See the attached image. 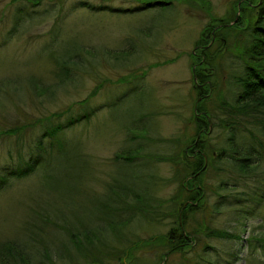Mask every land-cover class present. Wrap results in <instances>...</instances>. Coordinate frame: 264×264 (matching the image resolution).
Instances as JSON below:
<instances>
[{"label":"rangeland","instance_id":"rangeland-1","mask_svg":"<svg viewBox=\"0 0 264 264\" xmlns=\"http://www.w3.org/2000/svg\"><path fill=\"white\" fill-rule=\"evenodd\" d=\"M14 1L0 0V174L12 171L20 159L33 154L47 124L69 125L66 116L50 122L45 118L69 107L77 117L82 113L77 103L84 99H89L95 113L89 120L65 129L62 135L70 148H75L86 171L73 165L61 175L49 172L53 176L49 181L43 171L50 169L37 168L41 172L13 178L0 192V242L28 236L37 241L35 248L45 245L58 247L62 253L74 252L53 222L61 223L63 216H68L65 205L72 202L68 199V189H72L62 184L61 177L67 173L84 193L101 196L117 173L125 178L131 172L118 171L121 168L112 162L115 154L134 151L138 153L131 165L138 172L133 180L137 183L135 189L146 190L153 197V216L170 210L172 213L153 220L123 222L126 225L120 228L126 240L114 243L105 235L113 252H103L97 264H118L112 254L121 255L120 264H264V245L255 241L264 238V137L253 129L260 121L241 118L234 130V145L239 151L253 149L249 162L251 166L256 164V174L237 175L229 171L226 162L216 163L214 157L209 162L208 156L194 175L187 169L195 161L187 149L196 142L204 143L207 154L217 148L228 150L226 140L231 133L221 126L225 116L219 105L235 101L239 88L234 76L242 71L236 51L242 49L248 33L242 30L244 22L239 30L228 29L238 20L252 19L254 11L244 9L242 0H207L209 8L173 0L166 7L140 12H132L142 2L138 0H67L31 10L37 14L36 20L5 40L10 27L9 8L17 6ZM220 19L231 23L218 26ZM209 33L214 34V40L208 50L200 41ZM56 41H75L89 51L82 70H76L67 84L59 86V70L53 58V51H59L54 50ZM106 51L127 56L115 59L106 56ZM202 53L212 60L210 65H203ZM135 75L142 78L134 79ZM208 75L210 81L203 82ZM46 87L51 88L50 92L45 91ZM114 100L117 105L111 108ZM262 117L264 120V114ZM199 120L207 122L202 129ZM13 129L18 133L6 134ZM135 135L139 138L133 140ZM47 141L44 140L46 144ZM174 156L179 159L163 160ZM181 161L184 172L180 170ZM52 163L48 165L53 168ZM215 164L225 171L215 170ZM188 181L190 190L178 194V187ZM195 189L202 192L197 201L189 203L193 211L180 209L181 204L187 205L188 195H198ZM174 195L175 199L171 198ZM162 200L164 207L156 210ZM57 211L61 212L59 218H55ZM176 221L188 235L207 226L238 238H208L201 233L188 247L168 255L157 241L155 247L145 246L146 240H159L177 228ZM32 226L34 232L31 228L26 234L25 228ZM52 255L54 251L49 258L53 264L89 262L83 258L78 262L63 261L57 254Z\"/></svg>","mask_w":264,"mask_h":264},{"label":"trees","instance_id":"trees-1","mask_svg":"<svg viewBox=\"0 0 264 264\" xmlns=\"http://www.w3.org/2000/svg\"><path fill=\"white\" fill-rule=\"evenodd\" d=\"M64 1L67 0H15L14 2L17 3V6L13 7L12 9L11 7L9 8L10 27L8 28L5 40L17 35L26 25L36 20L35 18L37 14L35 15L34 11L31 10L38 9L39 7L45 5V3L59 4L63 3ZM138 1L142 2L136 9H133L132 12L163 8L170 5L173 0ZM177 1L186 2L188 4L193 3L196 5V7L209 8V2L207 0ZM258 1L256 3H253L251 0H242L241 4H243V8L254 11V15L252 16V19L248 18L246 19V21L238 20L236 24H232L233 27H230L228 29L229 31L233 29L239 30L241 29L239 28L240 25L244 22L246 27L242 30L243 32L248 31L247 36L243 38L245 41L243 43L242 49H238L236 51V55L240 58L242 64L241 73H239V75L237 76H234V82L239 88V91L236 93V96L234 97L235 101L232 105H227L226 101H222L221 105H219V110H221V113H223V115L226 117L220 120L221 126H223V128L227 129L231 133L226 140L228 150L217 148V151H212L210 154H207L204 143L196 142L195 144L189 146L187 152L188 154H190V157L195 158L194 163L187 167V169L191 170L190 174L194 175L201 170L204 162L206 161L205 156H208L209 162L210 160H213V157L216 159V163L217 161L226 162L228 164L227 166L230 169L229 171H232L237 175L250 176L256 174L254 173L257 168L256 164L252 163L255 164V166L250 165V162H252L250 157H252L253 155V149L248 148L243 153L239 151L238 147L234 145V130L239 127L238 124L241 118H255L260 122H255L254 125L256 126L253 129L258 130V136L260 135V137H264V120L262 117V115L264 114V0H260V3ZM251 4L252 6H250ZM81 7L85 9L90 8L89 5H81ZM103 10H105V8H103ZM228 20L229 19L218 20V22L221 23L218 26L222 27L223 25H225L222 23L226 22L231 23V21ZM221 31L226 30L222 29ZM209 34L210 35H207L206 38H202L200 41V44L203 43L205 45L203 47L207 48L208 50L210 44H213L214 40V34ZM62 43L63 44L57 43L56 41L54 44H57V46L54 50L58 49L59 51H53V58L59 70V83H57V86H59L60 83L61 85L67 84L68 81L73 78L74 72H76V70H82L83 63L87 61V58L85 56H87V53H89V51H87L83 47V45L75 41L67 43L62 41ZM54 44L50 46L53 47ZM105 55L108 57L110 55L115 59L127 56V54H123L122 52L111 51H106ZM200 58L204 61L203 65H210V62L212 61L209 60V58L207 60V55L203 53L202 55H200ZM195 74H197V72H195ZM140 78L142 77H136V75L134 76V79ZM210 79L211 78L209 77V75L205 76V78H203V82H205L206 80L210 81ZM49 89L51 88L46 87L45 91H47L48 93L50 92ZM77 104L82 111V113L78 114L77 117L72 114L73 107H69L61 113H55L52 114L51 117L45 118L46 122H50L52 118H60L61 116H66V124L68 123L69 125L66 126L62 123H57L56 125L47 124L44 129H42L41 139L37 142V144H35L36 146L33 154H31L29 158L25 157L24 159H20L19 162L12 167V171L4 170V172L0 174V192L3 191V189H5L7 186H9L13 178L21 179L30 176L32 173L41 172L38 171L37 168H42V170H46L45 168L50 169V171H43L44 178L49 181L53 180V176L50 175V173L61 175V173L66 172V167L70 169V167L76 165L80 166L81 170H85L83 163H80L79 161L78 153H76L75 148L73 146L72 148H70V145L62 136L65 129L71 128L73 124L81 120H89L90 117L95 113V110L89 107V99H84ZM115 104L117 105L114 100V102H112L110 105L111 108L115 107ZM200 110L203 111V107ZM198 124L199 129H202L206 126L207 122H201L199 120ZM5 132L6 134L15 132L18 133L16 129ZM251 135L252 137H256L254 133H252ZM137 138L139 137L135 135L133 137V140H136ZM44 140H48L47 144L44 142ZM122 152L116 153L112 162L118 165L117 167L121 168L118 171L130 169L131 175L129 173L128 177L123 178L120 173H117L116 176L113 177V181L105 185V190L101 196L84 193L86 191L76 186L78 183L77 180H69L71 176L67 173L61 177L62 184L64 183L66 185V188L68 187L72 189H68V199L72 201L70 203L74 208H71L70 203H66L65 206L69 209L68 216H63V221H61V223H58L56 221L53 222L56 223L57 226H59L58 231L65 236L66 241L71 244V248L74 252L68 253V251L64 250L62 253L58 251V247L55 249H51L45 245L43 247L40 245V249L39 246L35 248L34 242L37 241L27 236L23 240L10 239L0 242V264H53V261L51 262V260H49V258L52 259V257L50 256V253H52V251H54V255L57 254L58 256H60L61 260L63 261L67 259L71 262H78L81 258H83L84 260L89 261L88 264L101 263L99 262V258H103V252H113L110 248L112 247V245H109V237H106L105 235H109L110 239L114 243L120 240H126L124 233H122L123 230L121 231L120 228L123 226L125 227L126 224H123V222H129L130 224V222L133 223L134 220L138 222L139 220L147 221L149 219L153 220L155 218H163L165 216L169 217L172 213V210H170L166 214L164 212L155 214V217L150 213V210L152 209L150 207V201L152 202L153 197H151L149 192L146 190L137 191L135 189V187H137V183L136 181H133L134 178L138 177V172L135 171L131 167V165H133L135 159H137L138 153H135L134 151L132 152V154L130 152ZM183 154L185 155L186 153L183 152ZM237 154L239 155V157H236ZM173 158L176 160L179 159L178 156H174L169 159L166 158L163 160L170 161ZM51 163L54 164L53 168L48 165ZM70 163L72 164L68 166ZM213 167L219 172L225 171L224 168H221L218 164H215ZM180 170H186L183 163ZM148 174L150 175V173ZM188 182L183 183L180 187H178V194H185L188 189L190 190L191 184L190 181ZM200 191L202 192V189L194 190L195 194H198L199 196L193 195L194 193L191 194L192 196L188 195L187 205L184 206V204H181L180 209H183L184 211H193V206L191 205L201 196ZM175 196L176 195L172 196L171 198ZM176 199L178 198L176 197ZM189 203L191 205H189ZM160 207H164L163 200L159 201V205L155 206V209L160 210ZM81 211H83V213H81ZM57 212L58 215L55 216V218H59L58 216H60L61 213L59 211ZM48 216L45 218H48ZM177 217H179V215H177ZM70 220H76L75 224H73ZM178 222L179 221L175 222V225H177L178 227L172 228L167 236L161 235L159 240H155L157 239V237L146 240L145 246L150 245L155 247V241H157L159 242L157 243L158 247L167 250L168 252H166L165 254L168 255L169 252H172L176 249L188 247L190 245L189 242L194 239L197 240V237H200L199 234L201 233H203L208 238L226 240H237L238 238L237 235L235 236L234 234H229L224 231L219 232V230L215 231L214 229H211L207 226L201 229H195L194 233L188 235V233H185V230L182 228V226H180V223ZM31 228L33 231L35 227H26L25 233L27 234V232ZM256 239L257 240L255 241H259L264 245V238L258 237ZM162 243H164L165 245ZM133 245H138V242ZM47 254H49L48 257ZM54 255L52 256L54 257ZM111 256L115 260V262L117 261L118 264L122 263L123 259H121V255L112 254ZM47 260H49L48 263Z\"/></svg>","mask_w":264,"mask_h":264},{"label":"flooded vegetation","instance_id":"flooded-vegetation-1","mask_svg":"<svg viewBox=\"0 0 264 264\" xmlns=\"http://www.w3.org/2000/svg\"><path fill=\"white\" fill-rule=\"evenodd\" d=\"M209 122V121H208ZM209 124H210V122H209ZM210 126V125H209ZM211 128V126L209 127V129Z\"/></svg>","mask_w":264,"mask_h":264}]
</instances>
